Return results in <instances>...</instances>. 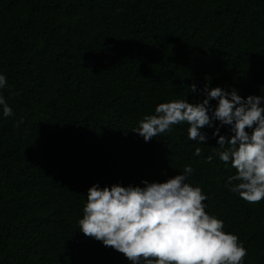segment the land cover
<instances>
[{
	"label": "trees",
	"instance_id": "obj_1",
	"mask_svg": "<svg viewBox=\"0 0 264 264\" xmlns=\"http://www.w3.org/2000/svg\"><path fill=\"white\" fill-rule=\"evenodd\" d=\"M0 74L13 110L0 106V264H132L79 231L87 190L186 165L242 264H264V200L230 191L214 128L202 144L187 123L150 142L132 131L159 103L201 102L205 84L264 96V0H0Z\"/></svg>",
	"mask_w": 264,
	"mask_h": 264
},
{
	"label": "clouds",
	"instance_id": "obj_2",
	"mask_svg": "<svg viewBox=\"0 0 264 264\" xmlns=\"http://www.w3.org/2000/svg\"><path fill=\"white\" fill-rule=\"evenodd\" d=\"M6 83L0 74V88ZM189 88L197 92L195 84ZM202 94L205 98L196 104L159 103L155 114L145 115L132 131L150 142L171 132L173 125L187 123L188 140L202 144L208 136L201 129L214 128L215 155L236 170L227 181L230 191L249 204L260 203L264 200V96L245 98L235 88L227 91L208 84ZM212 100L217 101L214 109ZM0 106L4 117L13 115L3 96ZM224 126H229L230 137L220 134ZM247 129H252L250 134ZM201 153L197 147L193 154ZM213 158L208 155L206 162L211 164ZM193 171L186 165L182 174L163 182L142 180L143 187L93 184L78 220L79 231L122 253L132 264H242L247 249L239 237L223 231L224 222L206 213L207 197L201 188L186 183Z\"/></svg>",
	"mask_w": 264,
	"mask_h": 264
}]
</instances>
